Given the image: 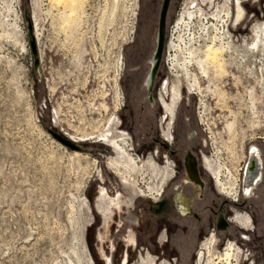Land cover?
I'll return each instance as SVG.
<instances>
[{"label":"rangeland","instance_id":"obj_1","mask_svg":"<svg viewBox=\"0 0 264 264\" xmlns=\"http://www.w3.org/2000/svg\"><path fill=\"white\" fill-rule=\"evenodd\" d=\"M183 1L168 0L165 6L163 44L152 73L151 94H158L167 78L176 87L183 85L178 78L181 71L169 68L174 56L181 59L187 48L203 61L206 43L221 44L226 71L222 77L208 71V79L189 63L200 91L183 90L173 117V140L165 148L158 137V106L148 102L145 85L162 0H83L67 25L62 21L63 7H54L49 0H0V264H92L91 259L102 264L97 230L107 254L114 243L112 261L119 264L126 250L122 236L128 228L138 244L136 250L127 247L130 264L136 263L139 252L143 257L148 252L159 262L198 264V254H205L203 244L220 215L229 225L216 230L217 250L223 252L228 243H236L243 258L247 249L253 264H264V32L263 44L256 43V32L264 27V0L241 2L242 19L232 26L227 16L212 19L210 10L181 28L176 20ZM26 6L33 53L24 27ZM115 116L132 139L130 153L144 159L138 163L144 164L141 175L128 160L120 169L144 191L134 197L131 209L138 226L126 221L125 212L119 213L120 228L116 213L106 223L101 224L94 213L91 224L86 222L83 202L91 207L100 184L110 195L124 192L119 176L108 166L115 157L108 148L111 144L96 143L97 133ZM232 121L229 131L225 125ZM49 128L91 140L80 144L79 152L72 151L51 137ZM116 139L120 135L114 130ZM252 144L260 151L261 179L249 197L239 196L237 205L216 191L199 161L198 170L209 182L202 199L198 186L179 184L178 178L184 179L179 170L175 190L170 185L156 195L147 190L148 186L160 190L165 160L176 166L168 148L177 152V158L183 151L199 155L200 160L204 156L214 171L220 167L225 182L239 174L241 179ZM99 170L103 184L97 178ZM177 203L187 209L184 214L177 211ZM229 210L253 219L247 238L240 239L239 230L228 222ZM163 233L166 242L160 241Z\"/></svg>","mask_w":264,"mask_h":264},{"label":"flooded vegetation","instance_id":"obj_2","mask_svg":"<svg viewBox=\"0 0 264 264\" xmlns=\"http://www.w3.org/2000/svg\"><path fill=\"white\" fill-rule=\"evenodd\" d=\"M183 18H184V16L181 18H177L176 21L178 22V24H179V21L183 20ZM180 26H181V23H180ZM183 85L179 83V85L174 90L173 85L169 82V79L167 78L165 81H163L161 83L160 90H159L158 94L154 93V95H152L151 91H149V95L147 97V100L150 104L154 101V103L158 106V112H159V114L157 115L158 116L157 126L159 128L158 129V132H159L158 137H159L160 144L163 145V147H165V148H166L165 145L168 142H171L173 140L171 128H172V123H173V119H174L173 117H174V114L176 113L178 103L180 102V100L183 99V94L185 92L189 93V94L192 92L189 88L186 87V83L184 81H183ZM151 86H152V82L149 85V87H147V88L149 89V88H151ZM183 90H185V92ZM122 125L123 124L118 119V117H117L116 122H115V117H114V126H113V129L111 132V136L113 138V131L115 130V133L120 135V139H116L118 142H120L121 140H124V138H127L129 141V136L121 130ZM190 135H192V134H190ZM71 138H73L74 140L78 139L75 136H73ZM99 142L100 141L98 139L96 143H98V145H99L100 144ZM79 144H83V143H79ZM101 145H102V143H101ZM109 145H110V142H109ZM103 146H105V144ZM124 146L127 148V151H128V146L127 145H124ZM106 147H108V146H106ZM108 148L111 150V152L115 156L114 158H110L109 161L112 159H117L118 155H117L115 149L112 148L111 146ZM168 151L170 152L171 155H173V157H175V159H177L176 166L173 165L172 163H170L169 160H165L164 165H166V168H164L165 169L164 170V178L161 181L162 184H161L160 190L157 191L155 188L152 187L154 189V191L151 192L148 189V188H151V186H148L147 187L148 192L156 195V194H159V192L162 193L166 186L170 185L172 187L173 183L176 182L177 170H179V172L181 173V176L184 177L183 180H182V177L178 178L179 184L181 186H186V187L191 186V185H192V187L198 186L200 188V191H201V194H199L198 198L202 199L203 198L202 196H204L203 190L209 189V185H208L209 182H208V180L203 178V176L201 175V172H199V170H198L197 162L199 161L200 169L204 170L208 174L210 181H211V184L215 187L216 191L220 195L222 194L223 197H225L226 199H229L231 202H233V205H237V204L241 203V201L238 202L239 196L242 194V191L240 189L241 188L240 176L238 177V184L239 185L237 186L238 189H237L236 194H230L228 192L223 191L222 186L215 179V176L212 173L214 170L208 166L207 163L209 161L204 156L200 160L199 155H195V154L191 153L190 151H185V152L183 151L182 155L177 158V156H178L177 152L171 150L170 148H168ZM165 158L167 159V156H165ZM117 160H119V159H117ZM141 160H144V159H140L138 157L139 163ZM148 160H153V159L149 157ZM244 167H245V165H244ZM136 168L138 171L137 174L141 175L142 171L144 170V164L143 165L137 164ZM112 172H113V174L119 176L124 192H119L116 190V191H114V193L112 195H110L109 191L106 190L107 188L100 184L97 187L96 196L94 197V199L91 203L92 204L91 207L85 202V204H86L85 205L86 222L91 224V222L93 220V213L96 216H98V218L102 224V223H106L109 220L111 215L116 213L119 217V213L125 212L124 214L127 215L126 221L129 222L130 224H135L138 221L136 220V218H134V216L131 213V209H132L133 204H134L133 200L142 196V193H144V191H142L140 188L137 187V183H135V184L130 183L129 179L131 178V176L124 174V173H121V171H117V170L116 171L112 170ZM124 172H125V170H124ZM153 172H154V174L156 173L155 171H153ZM129 173H131V171H129ZM168 182H170V183L168 184ZM222 183L225 184L224 181ZM179 184L174 185V187H172V189L175 190L176 188H178ZM181 189H183V188H181ZM251 194H252V192H251ZM134 197H136V198H134ZM176 197H174V198H176ZM242 198H245L243 196V194H242ZM176 209L180 214H184V212L187 211V209L185 208V206L183 204H178V203L176 205ZM229 212H230V218L228 219V222L230 224H233L234 226H236V228L239 230L238 237L240 239H243V238H241V236H243L244 238H247L244 235L246 232H251L253 230V228H254L253 219L248 215H242V214L237 213V210H229ZM223 219L227 223L226 218L224 216H223ZM122 225L123 224H122V221L120 218V227H122ZM228 225L229 224L227 223V226ZM216 226H218V221H216V223H215V226H214L215 229L211 230L213 234H211L210 239L206 243L203 244V249L205 250V254L204 253L198 254L197 263L202 264L203 261H205V263H206L207 257L211 254L224 253V252L228 251L230 254L237 257L238 264H253V261L251 260V258L249 256L250 251L245 249L244 252L246 255L243 258L242 249H240L236 245V243H232V242L228 243L226 245V248L228 246H229V248L228 249L225 248L226 250L224 249L223 252H219L217 250V245H218V239L217 238H220V235L216 232V230H218V227H216ZM227 226H226V228H227ZM207 235L209 236L210 234L208 233ZM122 238L124 239V243H126V245L128 247H130V246L131 247L132 246L137 247V243H136L137 239H136L134 231L131 228L127 229V231L123 234ZM98 241L101 244L100 232L98 233ZM160 241L161 242L167 241V236L165 233H163V235L161 236ZM239 244L241 245L240 242H239ZM98 247H99L98 256L100 257L102 264H113L112 258L105 252L103 246L100 247V245L98 244ZM110 248L115 249V245L113 242L111 243ZM139 258L141 261L140 264H155V261L158 259V258L148 254V252L146 253L145 257H143V255L140 254ZM91 262H92V264H94L92 259H91ZM161 264H167V262L164 261Z\"/></svg>","mask_w":264,"mask_h":264},{"label":"bare ground","instance_id":"obj_3","mask_svg":"<svg viewBox=\"0 0 264 264\" xmlns=\"http://www.w3.org/2000/svg\"><path fill=\"white\" fill-rule=\"evenodd\" d=\"M14 1L16 2L17 0H14ZM49 1H50V4L52 3V6H54V7H56V6L63 7L64 13L62 12L63 13L62 14V21H63L64 25H67L68 22L70 23L74 19L73 18L74 14H76L75 10H76V8L80 7V5H81L80 3H82L83 0H49ZM243 1L244 0H223V2H221V4L220 3L217 4L216 0H184L182 3V5H183L182 13L180 14V17H178V18H181L184 16V18L182 21L178 20L179 21L178 26H180V23H181V26L186 27L189 25L191 19L198 21V19H201V17L204 15V13H206V11H210V10H212L210 13V15H211L210 17H212V19H219V20L221 19L222 20L223 16H227L229 19V23L232 26V25L236 24L239 20L242 19L241 16L244 13V8H243L241 2H243ZM221 11H224L223 15L218 16V15H220ZM28 13H29V10H28ZM29 18H30V14H29ZM30 24H31V22H30ZM176 24H178L177 21H176ZM69 26H70V24H69ZM183 27H181V28H183ZM263 28H261L260 30H258L256 32V35H257L256 41H258L256 43H258V44H260L262 42L261 34H263L262 32H264ZM221 29H223V28H221ZM221 29H220V31H221ZM33 39H34V37H33ZM182 39L180 40V38H179L180 42L182 41ZM243 43H246V42L244 41ZM180 44L182 45V43H180ZM261 44H263V43H261ZM173 45L171 46V49H172V47L175 46V45L174 46ZM182 46L184 47V45H182ZM203 47L205 48L204 53H203L204 54V60L203 61L201 59L197 58L196 57L197 55L194 56L193 50H191L190 48L189 49L187 48V51L185 50L187 52V53H185L186 55L184 54V56H182L181 59L177 58V55H176L174 57V59L170 62V68L169 69L171 71H174V72L175 71L176 72L181 71L180 72L181 77H178V78H182V80L186 83V86H189V89L192 92H193V90L196 92L200 91L199 86H198V80L199 79L196 75L190 74L189 63L195 64L197 69H199V71H200L199 74L201 76H205V77L207 76L208 79H210V77H211L209 75L208 71H210V74H211V72H215L218 74V76L222 75L224 73V71H226V69L224 70V67H223L224 66L223 60H221V57H222L221 53L224 50L223 49L224 47L221 46V44L214 45L212 43H209V44L206 43ZM176 49H178V46ZM194 50H196V49H194ZM196 51H198V50H196ZM195 53H197V52H195ZM180 55H181V53H180ZM158 59H159V54L156 55V53L154 52L152 59H151V62H150L151 63L150 64L151 70H150V73H149V75L145 81L146 87H149V85L152 82V78H153L152 73L155 70V67L157 65L156 62ZM197 74H198V72H197ZM200 75H198V76H200ZM205 77H204V79H206ZM220 77H222V76H220ZM119 79H121V78H119ZM234 83H236V82H234ZM115 85H117V84H115ZM175 88H176V86L173 85L174 90H175ZM148 90L150 91V88ZM218 95L221 96L222 94L220 93ZM116 121H117V116H115V122ZM113 124H114V120L109 122V125H107V127L103 130V132L100 130V132L97 133L99 135L98 136L99 141L103 142V143L109 141L112 148L115 149V151L118 155L117 159H119V160L114 159V160H110V162L108 161V166L113 171L114 170L120 171L122 165H124L126 163V160H128V161H130V163L133 167H136V165L139 163L138 157L135 158L133 156V154L130 153V151L133 148V147H131L132 146V140L129 138V141H128L127 138H124V140H121L120 142L114 141L112 136H111V131H109L110 126ZM225 126H226L227 130L230 131L232 126H233V121L230 123H226ZM64 135L70 141H73V143H76L78 145H80L79 143L84 144L85 142H89V140H91V139H85V135H84L83 139H76V140L71 138L73 136H70L69 134H64ZM124 145L128 146V151ZM71 150L77 151V150H73V149H71ZM77 152H79V151H77ZM259 153H260V151L255 144L250 145L247 149V161H246L245 167L243 169V172L241 175V182H240V184H241L240 189H241L242 194L245 198H247V197H249V195H251V192L254 189V187H256L258 185L257 181L261 179L262 160H261V157L259 156ZM214 164H216L215 161H214ZM123 169L125 170V168H123ZM212 173L215 176V179L222 186L223 191L228 192L230 194H236L237 189H238L237 186L239 185L238 184V177L240 176V174L236 177L231 176L230 178H228V180L225 181V184H223L222 183L223 180L221 178L222 174L220 171V167L218 165H217V170L213 171ZM103 176L104 175H103L102 171L99 170L97 173V178H98V181L101 182L102 184H103ZM161 184H162V182H161ZM148 189L151 192L154 191V189L152 187L148 188ZM83 203L85 204V201ZM219 217H221L222 220L220 222H218V226H216V227H218V230L226 229L227 223L223 219V216L220 215ZM132 225L138 226V222L135 224H132ZM220 225H222V227H220ZM119 228H120V225H119ZM96 233H97L96 234L97 242L100 245V247H102V245L98 241L99 231L97 230ZM122 242L124 243L123 238H122ZM124 245L126 247V250L121 257L119 264H130V261L128 258L129 253H128V249H127L128 246L126 245V243H124ZM131 248H133V250H136L138 248V244H137V247L132 246ZM114 250L115 249H111V251H110L111 254L110 255L108 254L111 258H112V253L114 252ZM140 254L141 253L139 252V255ZM140 262L141 261L139 258L135 264H140ZM162 262H164V261H162ZM162 262H159V260L157 259L155 261V264H161ZM112 263H113V261H112ZM167 264H170V263H167ZM206 264H238V261H237V257L233 256L228 251H226L224 253H216V254L209 255L206 259Z\"/></svg>","mask_w":264,"mask_h":264},{"label":"water","instance_id":"obj_4","mask_svg":"<svg viewBox=\"0 0 264 264\" xmlns=\"http://www.w3.org/2000/svg\"><path fill=\"white\" fill-rule=\"evenodd\" d=\"M168 0H162V4L160 5V12H159V18L157 19L158 22V26H157V32L155 33L156 39H155V46L153 47L154 51L157 54L160 55V48L163 44V31H164V24L162 19L164 18V13H165V6L167 4ZM28 7H24V9L22 10L23 13V17H24V27H26V35H27V41L29 43V48H30V52L33 53V51L35 50L34 47V41H33V35H32V27L30 26V18H29V13H28ZM49 135L51 137H53L56 141L60 142L61 145H63V147L71 150H77L80 151V147L78 144L73 143V141L68 140L65 136L61 135L59 133V131H54L52 129L49 128L48 130ZM163 146V145H162ZM222 220L221 217H218L217 221L220 222ZM220 227H222V225H220Z\"/></svg>","mask_w":264,"mask_h":264}]
</instances>
